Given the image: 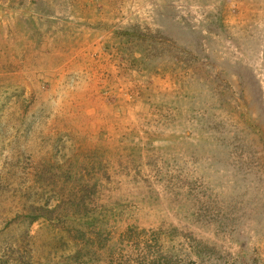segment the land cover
Instances as JSON below:
<instances>
[{
  "label": "rangeland",
  "instance_id": "374dc122",
  "mask_svg": "<svg viewBox=\"0 0 264 264\" xmlns=\"http://www.w3.org/2000/svg\"><path fill=\"white\" fill-rule=\"evenodd\" d=\"M0 264H264V0H0Z\"/></svg>",
  "mask_w": 264,
  "mask_h": 264
}]
</instances>
